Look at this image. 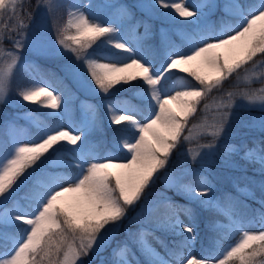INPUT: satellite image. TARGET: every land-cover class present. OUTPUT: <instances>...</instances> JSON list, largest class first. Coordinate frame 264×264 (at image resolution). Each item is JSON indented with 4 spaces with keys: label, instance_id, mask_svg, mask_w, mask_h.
<instances>
[{
    "label": "snow or ice",
    "instance_id": "1",
    "mask_svg": "<svg viewBox=\"0 0 264 264\" xmlns=\"http://www.w3.org/2000/svg\"><path fill=\"white\" fill-rule=\"evenodd\" d=\"M43 4L48 12L59 7L55 0H43ZM155 4L173 9L179 17L186 18V23L180 21L186 28L182 43H165L166 51L159 68L130 46L122 25H117L115 20L105 24L75 4L67 10L65 23L57 29L55 44L59 48L55 50L61 55L71 53L82 63L83 71L80 64L65 66L79 87L93 95L103 94L108 127L122 125L113 129L111 148L125 155L120 158L111 151L101 155L89 149L86 131L97 126V115L94 106L86 102H82L84 117L79 125L42 126L35 139L22 140L14 122H5L6 138L0 144V264H85L84 257L90 253L97 255L111 246L114 234L122 226L120 222L127 217L129 209L135 210L142 198L139 211L129 220V224L139 223L140 227L136 232L128 231L126 238L112 247L111 264H264V180L258 186V199L247 185L237 189L257 201L259 207L253 208L230 195L210 199L208 182L198 173H187L193 177V182L187 184L182 183L185 173L165 174V180L169 181L166 187H174L190 202L226 216L229 223L225 227L240 233L238 241L218 253L199 257L189 253L188 257L181 258L179 253L169 250V256L174 259H165L152 246L148 238L152 233L144 227V221L151 223L163 208L166 215L156 221L158 227L183 236L182 246H188L195 239V228L180 218L183 212L194 220L192 209L173 203L167 196L152 201L150 193L146 196L145 191L159 179L156 174L166 168L181 142L191 141L188 121L201 101L213 90L222 88L226 80L258 54H264V0L253 5L230 0L225 15L236 17L237 22L229 23L222 18L218 31L202 26L200 12L189 10L185 0H154L147 7L153 8ZM23 5L24 0H0V28L17 33L15 39L8 36L15 51L2 48L0 34V56L10 58L0 67V103L4 104L8 103L14 70L19 67V50L26 46L29 24L21 18ZM123 12L131 16L126 6ZM26 15L31 22L32 14ZM187 18H196L198 31L188 28L193 21ZM93 45H111L109 55L104 58L108 62H101ZM113 48L120 51H112ZM176 72L186 73L199 87L186 83L185 77H176ZM174 78L177 83H173ZM137 80L141 83H132ZM40 82L33 79L18 89L17 95L22 101L52 110L63 103L66 109L67 100L54 94L55 89L50 91V85L40 86ZM123 84L131 86V97L121 96L117 85ZM225 95L228 99L220 103L217 117L201 133L213 137V142L202 146L209 151L190 149L193 161L216 154L215 141L230 125L238 107H258L264 111V87L258 92L229 91ZM235 96L246 103L236 104ZM52 115L55 117L58 113L53 111ZM260 128L264 131V119L260 121ZM186 129L188 135H185ZM225 151L230 154L238 149L226 145ZM243 151V159L264 177V139L245 146ZM69 154L71 158L67 159ZM29 183V206L25 208L14 202V197ZM241 206L254 217L258 216L260 230L241 232L244 222L234 219ZM108 225L113 227L107 228Z\"/></svg>",
    "mask_w": 264,
    "mask_h": 264
},
{
    "label": "rangeland",
    "instance_id": "2",
    "mask_svg": "<svg viewBox=\"0 0 264 264\" xmlns=\"http://www.w3.org/2000/svg\"><path fill=\"white\" fill-rule=\"evenodd\" d=\"M229 2L230 0H185L186 5L189 6V10H196L200 12L199 23L202 26L205 23V19H207L208 17H212V15L218 10H221L225 15L226 6L229 4ZM236 2L243 5L254 4L252 0H236ZM37 3L38 0H24V13H21V18L23 19V22L25 24H29V27L26 30V46L19 50V67L14 70L15 75L11 81L10 91L8 94V103H0V144H3L6 138L3 125L7 121L14 122L15 130L22 140L24 138L35 139V137L38 135L31 134V127L33 129L39 130V128L42 126H52L53 124L49 123L47 121V118L55 119V124H62L63 126H65V128L73 123L79 125L84 117L82 102H86L88 105L94 106L95 111L104 110V122L106 125H108V116L104 104L103 94L93 95L90 91L79 87L72 80L71 76L65 71V66L69 64H80V68L83 71L84 69L82 63L76 61L74 55L71 53L61 55L58 54L55 50L56 48H59V45L55 44L57 38V29L63 26V24L65 23L67 18V10L71 5H78L81 10L85 11L90 17L94 16L97 20L104 22L105 24L115 20L117 22V25H122L123 35L129 41L130 46L146 56L147 50L151 47H159L160 50L163 49V52L165 54V43H168L169 37L175 35L181 40L182 43V36L186 31L185 25L180 23V21L186 22V18L179 17V15L176 14L173 9L161 8L159 4H155L153 8L147 7L149 5H153L154 0H55V3L58 4L59 7H56L51 12H48L46 10L47 6L43 4V0H40L39 7H37ZM256 3H258V0H255V4ZM207 5H211V7L209 8L207 7ZM125 6L131 12V16L123 12V8ZM134 11L135 13H133ZM136 12L142 15L145 21H150L156 26V32L153 36L151 32H147L144 34V32L142 33L141 31H139L137 29L138 22H131L130 19H132L133 21L138 16ZM26 13L32 14L31 22H29V18ZM225 16L233 18L232 21L224 19L225 21H228L229 23L237 22L236 17L228 15ZM221 18L222 17H220V21L217 27H211L208 29H214L218 31L221 28ZM7 19L8 17L5 16L4 20L7 21ZM187 19H191L193 21L191 25H188V28H190L193 32L198 31L199 29L196 27V18ZM10 26L11 25H9V27ZM0 34L3 35L2 48L4 50L15 51V49H13L12 40L8 39V36L11 35L15 39L17 37V33H9L6 29L0 28ZM110 48L111 45L100 47H96L95 45H93V49H95V55L101 58V62H108L104 58L109 55ZM93 49H89V51L91 52L93 51ZM111 50L120 51L114 48ZM149 59L152 61L151 58ZM9 60L10 58L7 56H0V67H4L9 62ZM261 61H264V58L260 60L256 58V60H253L249 64L245 65L243 68L238 70V73L233 74L228 80H226L222 86V89L220 88L219 90H213V92H216L213 98L204 101L202 104L203 108L201 109L202 115L200 119L207 118L209 116L211 117L218 113L219 105L222 101L228 99L225 94L229 91L234 93L241 91L251 92L254 90V88H257L256 91L258 92L262 87H264V85H250L251 82L264 79V63H261ZM41 63L49 65V67L55 69L64 79L68 81L69 84L64 85L61 88H57L48 78L38 73L36 66L37 64ZM160 64L161 62L155 65L157 68H159ZM22 72L29 73L33 79L41 81L40 86L50 85V91L55 89L56 92H54V94L58 93L67 100V108L65 109L63 103L56 110H52L37 103L22 101L21 98L17 95V92L18 89L24 87L27 84L22 85L16 78V73L19 74ZM183 75V73L176 72V77H183ZM41 78L43 79L41 80ZM44 81H46L47 84H45ZM132 83L140 84L141 81L137 80L133 81ZM173 83H177L176 78L173 79ZM193 85L199 87L197 82ZM226 87L227 89H225ZM117 88L120 89V92H123L126 90H130L131 86L128 84H123L117 85ZM131 95H133V91H131ZM215 97L217 98L216 101H214ZM233 99L234 102L238 105L246 103V101H243L239 96H235ZM238 109H240V111L244 113L245 116L249 111V108L246 107H238ZM53 111L58 113V115L53 117ZM233 116L243 119L241 115H239V113H235V115ZM137 118L142 119V116H138ZM98 120H100L99 117H97L98 125L94 129H88L86 131V135L88 136L87 144L94 137L102 135L104 132V130L101 129ZM251 120L253 121L254 118H252ZM203 121L208 122L210 120ZM235 121L236 122L231 123L230 127L234 125L233 128L237 129L236 124L239 126V120L237 121V119L235 118ZM194 132L195 130L192 129L193 134H195ZM235 132H230L229 135L235 136ZM241 133L242 131H240V134ZM73 134L78 133L74 132ZM193 134L191 135L192 138L197 137ZM240 134H238L239 137ZM226 135L227 133H222L219 141L221 139H224L225 137H228ZM99 137L100 139L98 141L103 143L105 142L106 144V138H104L103 136ZM206 137L208 136L197 137L198 139L202 138L201 143L199 144H192L191 141L187 143L183 141L181 142L180 146L173 152L174 155L172 156L166 168L161 169L160 172L156 174L159 179L155 180L153 186H151L149 189H146L145 195L148 196L150 193V200L155 201L157 199H160L162 196L169 197L171 193L178 194L176 188L166 187V183L169 182L165 180L166 173H174L176 175L185 173L182 180V183L184 184L193 182L192 175H188L187 173H198L199 175L205 177L208 182V185L211 189L209 197L210 199L218 200L225 195H230L232 197H236L237 201L242 202L243 205H250L252 207L251 203L244 201L243 198L237 195L234 191L225 190L222 187H217L208 175L203 173V171L197 169L198 167L192 164L195 161H199L202 163L201 165H205V163L203 162L207 163L208 160L213 157L210 156L204 159H196L195 161H193L189 154L190 149L193 152L209 151V149L202 146L213 142V137ZM111 139L108 140L107 145H103L100 149H97L94 146L90 145H88V147L89 149L97 151L101 155H104L107 152L111 151L114 156L123 158L125 155L124 152L116 151L111 148ZM56 147H59V145H57ZM67 147L71 148L72 146L68 145ZM213 151L215 152V148L213 149ZM66 158L70 159L71 155L69 154ZM42 166L43 165H39V167ZM28 171L31 172L32 169H28ZM216 172L217 171L214 168L211 169L212 174H215ZM226 182L232 184V179H227ZM30 188L31 183L21 188L16 193L14 202L19 203L27 208L29 206ZM140 203H143V198ZM140 203L135 206V210H128L127 217L122 222H120L122 226L120 227L119 231L114 234L111 246L105 248L97 255H92L90 253L89 256L84 257L83 259L85 260V264H111V261L113 259L112 247H115L118 242H122L126 238L128 231L136 232L140 227L139 223L129 224V220L131 219V217L136 216L137 212L139 211ZM191 204L192 202L189 201L188 205ZM193 204L197 205L194 202ZM9 206H11V203ZM180 218L184 223L190 224L195 228L194 222L190 220L189 217L183 212L180 213ZM234 219H240L244 222L245 228L241 229V232L243 230H260L259 222L251 213L246 212L242 206L238 207L237 215L234 217ZM112 227V225L107 226V228ZM144 227L151 231L152 235H150L148 238L152 246L156 249L160 256L169 260L174 259L173 257L169 256V250L172 249L167 242V238L159 235L154 227L151 226V223H149L148 221H144ZM229 244H227L225 247H227ZM186 257H188V254L186 255Z\"/></svg>",
    "mask_w": 264,
    "mask_h": 264
},
{
    "label": "trees",
    "instance_id": "3",
    "mask_svg": "<svg viewBox=\"0 0 264 264\" xmlns=\"http://www.w3.org/2000/svg\"><path fill=\"white\" fill-rule=\"evenodd\" d=\"M252 2L255 4V0H252ZM220 17H222L223 19H228L230 21H232L233 19L232 17H227L225 15L215 16L211 22L214 25V27L218 26ZM137 21H138L137 27L141 29V31H148V30H151L153 32L156 31V26L152 22L145 21L142 17H139ZM148 56L160 59L162 54L159 55L157 50H153L150 52V54H148ZM256 58L260 60L264 58V54H258L254 58V60H256ZM36 69L40 75L48 78L57 88H61L64 85L69 84L66 79H64L55 69L49 67V65H45L43 63L37 64ZM16 74H17L16 78L19 80V83H21L22 85L28 84L33 80L32 76L29 73L22 72ZM183 74H184L183 77L186 78L185 80L186 83L191 85L196 84V81L193 80L192 77L187 76V74L185 73ZM250 85L251 86L264 85V79L251 82ZM225 89H227V87ZM256 89L257 88H254L255 91ZM131 91L132 90H126L120 92V94L125 98L131 97L132 96ZM215 93L216 92L212 91L210 94H208L201 101L200 105L197 108L196 113L192 117H190L188 124H189V128L191 129V135L193 134L192 129H194L195 130L194 132L195 134H193L194 136L197 137L208 136V135H201V133L205 131V126H210L213 123L212 121H214L218 113H216L211 117L209 116L207 118L200 119L202 115L201 109L203 108L202 106L203 102L208 99H212ZM216 99L217 98L215 97L214 101H216ZM235 113H239V115H241L243 119L232 116L231 123L236 122L235 121L236 118L237 121L239 120V126L236 124L237 129H234L233 128L234 125L230 127L231 126L230 123V125L225 130V133H227L226 136L228 137H225L224 139L215 142L216 144H218V147L215 148L216 154L212 158H210V160H208L207 163L203 162L205 163V165H201L202 163L199 161H195L192 164L197 166L198 167L197 169L203 171V173L208 175L217 187H222L225 190L234 191L237 195L243 198L244 201L251 203L253 208H258L259 205L257 201H253L249 197L242 195L240 192H238L237 189L238 188L242 189L247 185L256 194L257 199L259 198L260 193L258 186L260 182L264 180V177L260 175V173L258 172L255 166H253L252 164L248 163L243 159V155H244L243 149L245 148V146H251L253 143H258L261 139H264V131H262L260 128V121L264 119V111H262L258 107H251L249 108V111L246 114V116L238 108ZM96 115L97 117L100 118L98 122L99 125L101 126V129H103L104 132L102 135H98L94 137L88 143V145L100 149L103 145H107L108 140L112 138L113 129H115L116 127H121L122 125L121 126L113 125L112 128H109L108 125H106L104 122V110L96 111ZM252 118H254L253 121L251 120ZM203 120H210V121L205 122ZM47 121L49 123H52L53 125L55 124L54 123L55 119L53 118H47ZM38 131L39 130L33 129L31 127L30 132L32 135H37ZM240 131H242L241 134ZM230 132H235V136L229 135ZM188 134L189 131L188 129H186L185 135ZM238 134H240V137ZM99 136H103L104 138H106V144L105 142L103 143L98 141L100 139ZM197 137H193L191 139L192 144L201 143L202 138L198 139ZM226 145L234 146L236 149H238V151L229 154L228 152L225 151ZM173 155L174 153L169 158V162ZM213 168L217 171L215 174L211 173V169ZM227 179H232V184L227 183L226 182ZM250 181L252 183H249ZM169 197L172 198L173 203L179 206H184L192 209L194 215V220L192 221L195 224V230H196L195 239L190 241L188 246H182L181 241L183 240V236H175L171 230L158 227L156 221L158 219H163V217L166 215L163 208L156 216L152 218L151 226L154 227V229L157 231L159 235L163 236L164 238H167V242L170 248L173 251L179 253L181 258H186V255L189 253H191L196 257H199L201 255H207L209 254V252H212L213 254L218 253L222 251L227 244L234 243L238 241V239L240 238V233L233 232L229 230L227 227H225L229 223L228 218L226 216L208 211L207 209L203 208L198 204L197 205L193 204V202L191 205H188L189 201L187 197L182 196L180 194L171 193ZM255 218L259 222L258 216H256ZM210 225H215V226H210Z\"/></svg>",
    "mask_w": 264,
    "mask_h": 264
}]
</instances>
